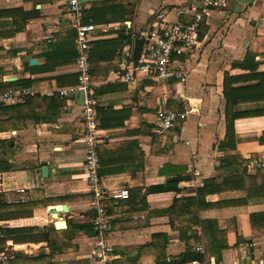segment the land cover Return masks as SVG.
<instances>
[{
	"label": "crops",
	"instance_id": "obj_1",
	"mask_svg": "<svg viewBox=\"0 0 264 264\" xmlns=\"http://www.w3.org/2000/svg\"><path fill=\"white\" fill-rule=\"evenodd\" d=\"M201 1L80 0L83 24L97 27L90 57L97 71L91 81L99 99V179L110 192H130L103 201L113 215L112 264L264 260V171L250 173L244 165L250 156H264V0H230L211 12L184 59L186 83L155 75L133 84L119 79L137 37L157 22L191 23L187 10ZM70 17L66 0H0V93L32 91L18 111L0 107V224L9 255L3 264H101L92 255L93 195L79 96L58 93L79 83ZM226 85L232 95L260 91L231 96L239 114L235 148L220 150ZM36 96L59 97L63 111L58 99L34 102ZM162 107L188 114L161 135L155 117ZM226 158L237 161L246 180L240 188L220 181L204 190L206 181H219ZM226 174L235 179L232 169ZM181 176L187 178L175 179ZM58 205L67 211L52 209ZM60 220L64 227L56 226Z\"/></svg>",
	"mask_w": 264,
	"mask_h": 264
},
{
	"label": "built area",
	"instance_id": "obj_2",
	"mask_svg": "<svg viewBox=\"0 0 264 264\" xmlns=\"http://www.w3.org/2000/svg\"><path fill=\"white\" fill-rule=\"evenodd\" d=\"M229 2L230 0H202L196 10L194 8L187 10L193 15V21L188 24L178 21L157 22L149 31L144 32L145 43L140 59L138 61L129 59V57L125 59L121 65L119 79L122 82L133 84L141 76L155 75L163 80L177 79L182 84L186 83L189 74L184 59L190 56L198 46L199 32L203 22L212 11L225 9ZM66 4L72 24L77 30L79 83L75 87L61 89L58 93L62 97H76L79 92L84 93L81 105L84 128L82 143L86 148L85 172L90 192L93 195L91 210L96 235L92 255L99 259L101 264H112L113 247L108 243L107 236L112 228L113 215L103 201L109 198L127 199L130 192L128 188L110 192L99 179L100 159L97 152L100 142L97 117L99 99L94 95L90 62L92 34L97 27L93 24H83L84 7L80 0H66ZM31 94L30 89L4 91L0 93V107L22 103ZM187 114L186 111L169 110L162 107L155 117L157 133L162 135L175 128L179 121L187 118ZM244 165L250 173L264 171V156H250L246 158ZM194 175L200 176V172L195 171ZM3 238V227L0 224V264L9 258ZM197 249L202 250L201 247ZM188 264L200 263L194 261ZM252 264H264V260H258Z\"/></svg>",
	"mask_w": 264,
	"mask_h": 264
},
{
	"label": "trees",
	"instance_id": "obj_3",
	"mask_svg": "<svg viewBox=\"0 0 264 264\" xmlns=\"http://www.w3.org/2000/svg\"><path fill=\"white\" fill-rule=\"evenodd\" d=\"M124 39H125V41H126V43L128 45L132 44V42H133V36L132 35H125ZM77 60H78V56H77ZM90 62H91V75L95 74V73L97 74V71H95V68H93V66H95L94 65L95 62L91 61V57H90ZM263 79H264V77H263ZM261 83L264 84V81L261 80ZM263 86L264 85H262V87ZM228 88H227V85H226V89H225V95L227 96L226 97L227 98V105H226V111H225L226 136H225V140L220 143V146H219L220 150L227 149L230 146L235 148V144H233V143H235V120L239 117V114L233 112V109H234V106H235V101H234L233 97H231V96L235 95L236 92L238 90H240V89L234 91L233 95H232V94L228 93ZM254 88L255 87L243 88L240 91H238L237 94L242 96V95H246V94L252 93L253 91L254 92H259L260 91V89H256V88L254 89ZM94 95L97 97V93L95 92V90H94ZM55 98L58 99L59 105L61 106L60 109H61V111H63V106L65 105V101L64 100H60L59 97L48 98V97H45V96L44 97L36 96L33 101L35 102L37 100H43V99L54 100ZM22 106H23V104L22 105L21 104L20 105H16V106H13V107H7V110L13 109V110L18 111ZM66 109L67 108H64V110H66ZM60 114H62V112L58 113L57 117H55L53 120H56L58 118V116H60ZM252 114H256V113H252ZM97 152H98V150H97ZM98 155H99V153H98ZM228 169H232L235 172V175H236L234 177L235 179H228L227 178V174L226 173H227ZM220 171H221V175L219 177V181L216 180V179L215 180L206 181L205 186L203 188L204 190L209 188V186H211V185H219L220 181L225 182V183H232L235 188H240L239 186H237V184H239V182H241V181L243 182V181L246 180V179H244V174L242 173L241 166L237 163V161H235V160H233L231 158H226V159H224L222 161L221 166H220ZM250 191L251 190L248 189V193H250ZM143 199H146V196H144ZM262 215H264V214H262ZM251 217L252 218H256L257 215H252ZM254 232H255V230H254ZM221 249L222 248H220V250Z\"/></svg>",
	"mask_w": 264,
	"mask_h": 264
},
{
	"label": "water",
	"instance_id": "obj_4",
	"mask_svg": "<svg viewBox=\"0 0 264 264\" xmlns=\"http://www.w3.org/2000/svg\"><path fill=\"white\" fill-rule=\"evenodd\" d=\"M145 43V37H144V33H142V35L140 37H137L134 40V47H133V52H132V59L134 61H138L141 57L142 51H143V46ZM37 61L36 59H32L31 60V65H36ZM79 96V104L82 105L83 104V97H84V93L83 92H79L78 94ZM44 173H46V171H48V168L45 167L43 169ZM187 177L185 176H181L175 179H180V180H184ZM53 210H58V211H67V206L66 205H58V206H54L52 207ZM56 226L58 227H64L65 226V221L64 220H60L56 223Z\"/></svg>",
	"mask_w": 264,
	"mask_h": 264
}]
</instances>
